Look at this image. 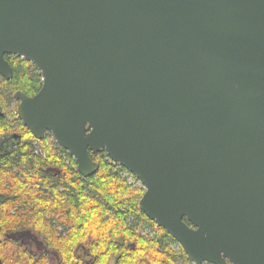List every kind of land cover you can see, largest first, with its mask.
Returning <instances> with one entry per match:
<instances>
[{
	"label": "water",
	"instance_id": "water-1",
	"mask_svg": "<svg viewBox=\"0 0 264 264\" xmlns=\"http://www.w3.org/2000/svg\"><path fill=\"white\" fill-rule=\"evenodd\" d=\"M6 55L42 74L38 140L86 178L105 151L195 264H264V0H0Z\"/></svg>",
	"mask_w": 264,
	"mask_h": 264
},
{
	"label": "trees",
	"instance_id": "trees-1",
	"mask_svg": "<svg viewBox=\"0 0 264 264\" xmlns=\"http://www.w3.org/2000/svg\"><path fill=\"white\" fill-rule=\"evenodd\" d=\"M6 58L13 76L0 75V139L16 132L20 138L12 149L0 153L2 264L49 263L45 250L32 251L10 236L25 229L39 234L57 254L51 264H195L182 246L173 248L177 240L140 208L145 188L131 183L124 174L128 170L105 151H90L100 167L86 178L78 171L76 158L51 133L37 140L18 117L17 106L10 105L18 90L37 94L42 74L22 57ZM146 227L154 234L145 232Z\"/></svg>",
	"mask_w": 264,
	"mask_h": 264
},
{
	"label": "flooded vegetation",
	"instance_id": "flooded-vegetation-1",
	"mask_svg": "<svg viewBox=\"0 0 264 264\" xmlns=\"http://www.w3.org/2000/svg\"><path fill=\"white\" fill-rule=\"evenodd\" d=\"M19 105V100L16 99ZM20 134L17 132L0 139V153L9 151L19 140ZM12 239L17 244H22L32 251L41 252V251H50L44 244L43 239L33 230L25 229V230H17L13 232L11 235ZM48 253V252H47Z\"/></svg>",
	"mask_w": 264,
	"mask_h": 264
},
{
	"label": "rangeland",
	"instance_id": "rangeland-1",
	"mask_svg": "<svg viewBox=\"0 0 264 264\" xmlns=\"http://www.w3.org/2000/svg\"><path fill=\"white\" fill-rule=\"evenodd\" d=\"M1 75V74H0ZM15 98V97H14ZM15 100H16V98H15ZM17 106V110H18V102H16V101H13L12 103H11V105H10V109H14L15 107ZM18 114V113H17ZM9 117H11V115L9 116ZM53 137V136H52ZM53 139L56 141V139L53 137ZM38 140V139H37ZM57 142V141H56ZM58 143V142H57ZM35 144L37 145L38 144V141H35ZM38 147H39V145H37ZM38 150L39 151H41L40 150V148H38ZM107 154V153H106ZM124 174H125V176L128 178V180L131 182V183H133V184H135V185H142L143 187H144V185H143V183L138 179V178H136L132 173H130L129 171L128 172H124ZM31 186H34V184L33 183H31ZM145 188V187H144ZM145 190H146V188H145ZM68 227V226H67ZM67 227H64V226H60V230H63L64 228L65 229H67ZM145 232H151V233H153L154 234V232H153V230L152 229H150V228H148V227H146L145 229H143ZM172 246H173V248H175V249H180V246H181V244L177 241V242H173L172 243ZM14 247H16V245L14 244ZM48 252V254H49V258H50V261H49V263L48 264H51V263H55L56 261H57V259H58V257H57V254L54 252V251H52V250H50V251H47Z\"/></svg>",
	"mask_w": 264,
	"mask_h": 264
}]
</instances>
